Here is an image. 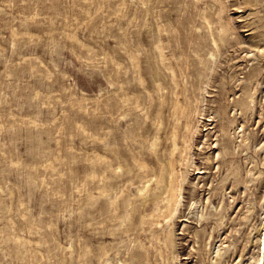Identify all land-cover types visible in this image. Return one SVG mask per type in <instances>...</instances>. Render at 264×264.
<instances>
[{
    "label": "rangeland",
    "instance_id": "374dc122",
    "mask_svg": "<svg viewBox=\"0 0 264 264\" xmlns=\"http://www.w3.org/2000/svg\"><path fill=\"white\" fill-rule=\"evenodd\" d=\"M195 120L167 250L133 159L178 160ZM263 147L264 0H0V264H264Z\"/></svg>",
    "mask_w": 264,
    "mask_h": 264
},
{
    "label": "bare ground",
    "instance_id": "6f19581e",
    "mask_svg": "<svg viewBox=\"0 0 264 264\" xmlns=\"http://www.w3.org/2000/svg\"><path fill=\"white\" fill-rule=\"evenodd\" d=\"M257 2H259V1H257ZM222 37H221V39H222ZM212 41H215V40H212ZM216 44H217V42H216ZM216 44L215 43L213 44V49L211 51H209L206 54V56H204L205 58L201 62L204 66V69L206 68V70H208L209 72H211V69H212L214 63H215L218 55L220 54L219 53L220 47H217ZM201 67H202V65H201ZM209 72L208 73L205 72L207 76H209V74H210ZM199 74H201V72ZM207 80H208V78H207ZM204 83H205L204 85H207L206 81ZM160 87H161V85H159V84L156 86V88H158V89ZM201 90L206 91V87L202 88ZM176 109H177V107L173 106L172 113H175ZM197 114H200L199 108H197ZM152 120L154 121L155 127H158L164 123L161 109H159L155 115L153 114ZM197 122H198V120H195V123L193 122V124L190 127L187 126L186 129H187V131L189 130V136L187 138H182V141H181L182 144L180 147H178L176 131L174 132V133H176L175 135L172 134L173 135L171 138L172 151H176V152L179 151L180 154L178 156V160L174 159L173 152H171L169 158H167L166 160L158 158L156 166L149 169L148 168L149 166L147 167V165L144 162L142 163V162H139V161L133 159V163L138 168V170H141V171L150 170L153 173V175H152V179L148 180L145 184H142L139 188H137L136 193H135L136 200H135L134 204L131 206L133 208L132 210L138 211V209L140 207H145L148 204L154 205V207L158 211L159 215L156 216L157 214L155 215L154 213H151L148 215H143L141 213L140 217H139L140 218L139 224L143 227H145V224H146V226H148L147 224L152 225V227L154 229L152 231H154L158 240H160L162 242L163 246L167 250L168 249L173 250L175 247V244H176L175 220L177 219L178 214L181 212V206L183 204V199H184V196H183L184 185L188 181V176H189V173H190L192 166H195L194 165V158H193V154H192L191 150H192V142L194 139V134L197 131ZM241 134H242V132H241ZM242 137H243V134L241 135V138ZM157 147H158V142H157L156 138L148 144L149 152L153 153L155 155H156ZM217 155H218V153H217ZM247 159H249V158L246 157L245 160H247ZM209 162H210V160H209ZM123 165L127 166L126 170L128 172H130L131 167H129L127 164H123ZM175 165L178 166V169L175 167ZM116 170H117V168H116ZM195 170L196 171L194 172V174L197 176L204 173V171L201 170L200 168L195 167ZM250 171H251V169L248 170V172H250ZM114 173L115 174L113 176L118 175L117 172H114ZM246 182H247V180H246ZM192 187H194V185ZM103 194H105V192ZM118 198H120V197H118ZM199 201H201V200H199ZM112 202H110V203H112ZM128 202L131 205L132 202H130V201H128ZM94 203H96V202H94ZM262 203L264 204V200L262 201ZM112 204H114V203H112ZM200 204H201V202H200ZM190 207L194 210V214H195V216H197V218L203 217L202 209L199 210V206H197V201H190ZM190 210L191 209H189V211ZM154 211H152V212H154ZM128 213H132V212H128ZM125 214L126 213L124 212V215ZM208 214H211V212L209 211ZM159 216H162L164 220L166 219V221H164V222L159 221V219H158ZM129 217L130 216L127 214V217H123V218L128 219ZM135 228H137V226ZM256 240H257V242L259 241L260 243L264 244V242L261 238V234H260V237ZM205 250H206V247H205ZM207 251H209V254H210V258H209L210 264H222V261L224 259V255H225L226 251H225V247L222 246L221 242L218 245H214L212 249H210V247H209L206 250V252ZM263 252H264V247H263ZM170 254L173 257L172 259H174V260L177 259V257L174 256L176 254H174L173 252ZM261 259H262V256L261 257L258 256L257 259H252L253 260L252 263L253 264H260ZM117 264H133V263H132V261H121V262H118ZM174 264H177V263H174Z\"/></svg>",
    "mask_w": 264,
    "mask_h": 264
}]
</instances>
